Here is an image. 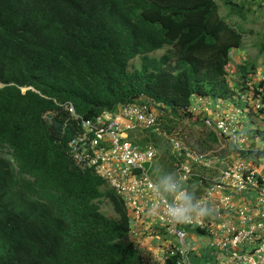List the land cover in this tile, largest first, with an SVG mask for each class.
<instances>
[{"label": "trees", "instance_id": "16d2710c", "mask_svg": "<svg viewBox=\"0 0 264 264\" xmlns=\"http://www.w3.org/2000/svg\"><path fill=\"white\" fill-rule=\"evenodd\" d=\"M218 8L216 0H0V264H143L122 199L67 153L80 127L65 103L92 120L138 99L192 118V95L239 105L238 93L252 100L255 86L264 102L255 61L238 63L231 85L243 31ZM135 57L140 65L129 70ZM218 176L196 173L189 184L204 190V178Z\"/></svg>", "mask_w": 264, "mask_h": 264}, {"label": "built area", "instance_id": "2783aa9c", "mask_svg": "<svg viewBox=\"0 0 264 264\" xmlns=\"http://www.w3.org/2000/svg\"><path fill=\"white\" fill-rule=\"evenodd\" d=\"M255 90L258 93L252 100L244 93H238L237 100L247 106L232 105L224 113L216 111L208 114L206 97L196 96L205 113L201 118L202 124L216 136L219 143L227 140L232 144L235 160L230 166L216 167V152L220 147L205 152L191 151L186 150L174 136L169 137L175 174L183 177L185 188L191 177L196 175L193 164L218 170L217 178H204L211 185L196 196L201 204L206 205L211 195L217 193L214 207L215 212L220 214L231 206L233 192L254 195L255 203L252 206L244 205L237 209L236 223L224 219L219 223V235L204 217L187 223L171 221L166 215L167 202L152 190L155 181L149 175V166L155 158L156 149L151 143L140 147L129 139L128 133L140 127L160 134L162 131L158 118L162 110L158 105L153 107L149 100L144 103L138 99L140 102L119 105L91 120L76 114L70 102L65 103L71 117L80 127L69 139L67 153L76 166L93 171L122 199L129 215L128 238L136 244L141 235L136 225L146 210L164 230L176 238V244L162 251L156 264H167L168 259L174 264H182L183 257H186V264H192L187 229L203 230L208 236V247L223 251L228 257V264H264V155H257L255 151L264 147V140L255 138L257 149L250 148L249 145L255 139L243 133V123L249 120V112L259 114L264 119L262 91L256 86ZM189 111L193 112L191 109ZM140 257L142 262L146 259L143 253ZM211 264H221L220 259Z\"/></svg>", "mask_w": 264, "mask_h": 264}, {"label": "rangeland", "instance_id": "374dc122", "mask_svg": "<svg viewBox=\"0 0 264 264\" xmlns=\"http://www.w3.org/2000/svg\"><path fill=\"white\" fill-rule=\"evenodd\" d=\"M224 1L225 0H216L219 7V15L224 18L228 24L233 27H239L241 31H243V45L238 51H241V54H243L241 57L245 58V62L255 61L256 65H258L255 74L252 76L253 84H257L260 78H264V0H230L232 3L228 5L225 4ZM242 13L244 16H242ZM163 49L154 52L153 55L159 56ZM239 57V53L234 54L233 60L231 58V64L228 67L227 75L233 88H236L235 84L237 83V79H235L234 76L236 65L240 63ZM139 65L140 57H135L129 61L128 69L131 70L135 67H139ZM249 113V120L244 122V125H246L248 129L245 131L246 133H243L247 134L253 140L255 138H264V132L260 129L261 127L264 128V119L259 114H254L253 112ZM190 116L192 118L175 117V115L171 113L161 112L158 118L159 128L162 131L160 134L153 133L148 129H142L140 127L134 128L128 133L129 139L146 140V143H151L156 149L155 158L149 166V175L153 181L156 182L158 176L164 173L175 174V160L169 142L170 136L177 138L186 150L205 152L211 148L217 149L220 147V150L216 152L218 156L216 163L217 168L230 166L235 160V154L233 153L234 151L230 142L227 140H222L221 143L213 141L211 139L212 132L202 124L200 117ZM248 123H251L253 126L251 129H249L250 124ZM221 144L223 146H221ZM253 146L254 149H257L254 141L249 147ZM192 167L195 173L208 176H215L218 174L217 168L208 169L199 164H193ZM186 188L192 191L195 196H198L203 190L196 189L194 184H189ZM107 212L109 213L110 211L107 210Z\"/></svg>", "mask_w": 264, "mask_h": 264}, {"label": "crops", "instance_id": "0c3cea01", "mask_svg": "<svg viewBox=\"0 0 264 264\" xmlns=\"http://www.w3.org/2000/svg\"><path fill=\"white\" fill-rule=\"evenodd\" d=\"M238 50V48L231 49V58L233 60L234 54L239 53V61L243 62L245 58L241 57V55L243 54H241V51L239 52ZM196 96L198 97V95L191 96L189 109L193 110L192 114L194 117L199 116L201 119L202 116L205 115V113L202 112L201 104L197 102ZM206 101L208 105V114H212L216 111L224 113L225 110H227L230 106L234 105V101H231L229 99H226L221 103H219L220 100L209 98H206ZM244 104L247 106L246 103H239L240 106H243ZM248 124H250L249 129H251L253 126L251 125V123ZM243 129L244 132L248 129L246 128V125H244V123ZM260 129H262L264 132V128L261 127ZM254 142L255 145H257L256 139ZM232 197L233 199L231 206L226 210H222L220 214L215 212L214 207L215 199L217 198V193L212 194L206 204L211 211L209 215L204 217V219L218 235L220 234L219 223L223 219L230 220L231 222L236 223L238 221V217L236 214L237 209L244 205L252 206L255 203L254 195L251 193L233 192ZM136 229L140 231L139 233L141 235L139 239L136 240L135 248L139 255L141 253L144 254L146 259H144V261L142 262L143 264H156L162 254V251H164L169 246L176 244L177 242L176 238L171 233L164 230V228L156 222L155 217L150 215L147 210L140 217V220L136 225ZM207 238L208 236H206L205 233H200L199 231L194 229H187V241L191 245L190 256L192 264H211L219 259L221 264H228L227 255L218 248L208 247Z\"/></svg>", "mask_w": 264, "mask_h": 264}, {"label": "clouds", "instance_id": "9594fccd", "mask_svg": "<svg viewBox=\"0 0 264 264\" xmlns=\"http://www.w3.org/2000/svg\"><path fill=\"white\" fill-rule=\"evenodd\" d=\"M152 190L167 202L166 215L173 222L187 223L210 214L208 206L201 204L194 193L184 187L182 176L159 175ZM182 264H186V257L182 258Z\"/></svg>", "mask_w": 264, "mask_h": 264}]
</instances>
